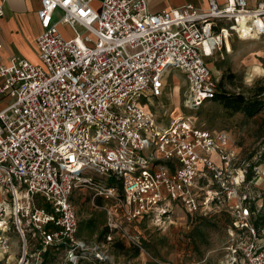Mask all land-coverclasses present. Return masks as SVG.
Returning <instances> with one entry per match:
<instances>
[{
  "label": "built area",
  "instance_id": "built-area-1",
  "mask_svg": "<svg viewBox=\"0 0 264 264\" xmlns=\"http://www.w3.org/2000/svg\"><path fill=\"white\" fill-rule=\"evenodd\" d=\"M38 1V62L0 60V233L11 224L24 246L30 236L42 251L63 246L70 264L106 263L103 243L77 236L71 196L90 187L127 219L160 221L176 206L190 220L227 219L225 264H264V225L252 221L246 170L228 131L189 117L162 126L150 108L170 68L184 76L187 107L212 100L218 80L207 60L227 49L226 34H264V0L156 12L147 0H102L99 10L92 0ZM0 248H9L6 238Z\"/></svg>",
  "mask_w": 264,
  "mask_h": 264
},
{
  "label": "rangeland",
  "instance_id": "rangeland-1",
  "mask_svg": "<svg viewBox=\"0 0 264 264\" xmlns=\"http://www.w3.org/2000/svg\"><path fill=\"white\" fill-rule=\"evenodd\" d=\"M61 29L68 36L72 35L68 27ZM229 43L230 51L222 46L209 59L214 76L222 81L221 89L246 96L260 92L264 88V41ZM31 50L36 54L33 46ZM164 79L163 94L150 107L159 123L166 126L177 117H189L197 127L228 131L239 155L238 164L249 172L247 187L251 198L255 200L256 195L262 196L264 190L257 186L262 182L258 177L264 178V109L253 117H246L225 110L213 100L191 109L186 106L187 83L183 74L170 68ZM71 201L79 221L77 236L91 246L103 243L102 249L108 255L103 264H225V249L231 235L227 221L213 217L190 220L179 206L160 221L150 217L127 219L118 203L95 196L90 187L74 190ZM106 209L113 212L111 226ZM8 228L7 232L0 233V240L6 238L9 244L6 252L0 248V264L38 263L42 255L37 254L40 246L36 239L26 236L24 246L15 228L11 224ZM106 228L107 232L101 234ZM108 234L111 240H107ZM135 245L140 246L136 256ZM24 248L26 256L23 258ZM46 260L68 264L64 253L58 250L50 252ZM76 264L98 263L84 258Z\"/></svg>",
  "mask_w": 264,
  "mask_h": 264
},
{
  "label": "crops",
  "instance_id": "crops-1",
  "mask_svg": "<svg viewBox=\"0 0 264 264\" xmlns=\"http://www.w3.org/2000/svg\"><path fill=\"white\" fill-rule=\"evenodd\" d=\"M222 3L224 0H216ZM249 5H255L260 0H246ZM102 0H92L91 5L94 9L99 10ZM1 3V0H0ZM187 3H192L196 7L206 8L208 0H147V6L150 11L156 12L162 9L176 8ZM4 15L0 17V60L7 62L12 56L27 59L31 62H38L36 39L42 29L37 17V9L39 8L38 0H6L2 3ZM260 39V40H258ZM257 40L264 41V34L257 38H237L231 36L229 41H245ZM36 49V54L31 47ZM210 59V58H209ZM207 60L209 63L210 60ZM263 164V163H262ZM264 177V175H262ZM262 182L260 190H264V178L258 177ZM250 181V180H249ZM253 181V180H252ZM264 201V191L262 196L256 195V205L261 208ZM264 225V224H263ZM260 241L264 245V233L261 235Z\"/></svg>",
  "mask_w": 264,
  "mask_h": 264
},
{
  "label": "trees",
  "instance_id": "trees-1",
  "mask_svg": "<svg viewBox=\"0 0 264 264\" xmlns=\"http://www.w3.org/2000/svg\"><path fill=\"white\" fill-rule=\"evenodd\" d=\"M221 82H222L221 80H218L217 90L212 100L219 102L225 110L231 113L239 112V113H242L246 117H253L256 114H258L262 109H264V88L260 89V92L258 93H252L250 96H246L240 92L233 93V92H227V91L222 90ZM249 180H250L249 172H246V181H249ZM112 182L113 181L109 180L108 184H112ZM250 210L252 212V221L254 225L260 228L264 224V201H263L261 208H258L257 205H255V202L253 201L251 204ZM255 213H257L256 216H254ZM197 218H206V217L198 216V217H195L194 219H197ZM213 218H217V217H213ZM222 220L227 221L229 223L227 219H222ZM106 232H107V228L104 229L101 232V234H104ZM116 246L123 248V246L120 245V243H116ZM139 248H140L139 245H135V247H133L134 256L138 255ZM57 250L60 252L62 251L65 255V249L63 246L50 245L45 250L41 251V253L39 254V256L42 255V258L40 259L38 264L57 263V262H54L53 260L52 261L46 260L50 252L57 251ZM67 263L70 264L69 262Z\"/></svg>",
  "mask_w": 264,
  "mask_h": 264
},
{
  "label": "bare ground",
  "instance_id": "bare-ground-1",
  "mask_svg": "<svg viewBox=\"0 0 264 264\" xmlns=\"http://www.w3.org/2000/svg\"><path fill=\"white\" fill-rule=\"evenodd\" d=\"M250 38H252V39H254V38H257V37H255V36H252V37H247V38H245V39H250ZM229 38H228V36H227V34H226V39H225V45H226V48H227V50H231V46H230V43H229ZM226 41H227V44H226Z\"/></svg>",
  "mask_w": 264,
  "mask_h": 264
}]
</instances>
